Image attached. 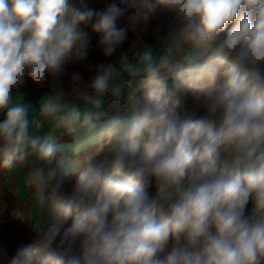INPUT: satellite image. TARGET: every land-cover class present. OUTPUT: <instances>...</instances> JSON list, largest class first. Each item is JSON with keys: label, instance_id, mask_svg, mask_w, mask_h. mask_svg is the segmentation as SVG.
Returning <instances> with one entry per match:
<instances>
[{"label": "clouds", "instance_id": "1", "mask_svg": "<svg viewBox=\"0 0 264 264\" xmlns=\"http://www.w3.org/2000/svg\"><path fill=\"white\" fill-rule=\"evenodd\" d=\"M17 163L48 214L0 264H264V0H0Z\"/></svg>", "mask_w": 264, "mask_h": 264}, {"label": "trees", "instance_id": "2", "mask_svg": "<svg viewBox=\"0 0 264 264\" xmlns=\"http://www.w3.org/2000/svg\"><path fill=\"white\" fill-rule=\"evenodd\" d=\"M90 6L97 9L103 8L111 0H87ZM95 43V38L93 39ZM103 57L96 51H91L89 55V60L91 61H100ZM88 61H82L77 63H69L67 68L69 71H82L85 74V78L90 75L86 65ZM38 89H33L31 86L28 88L29 91H34ZM92 153H95V149L91 150ZM87 155V154H85ZM10 169L4 168L0 165V243L6 245L9 249V254L13 252L16 246L22 242H31L36 233L33 228L29 227L21 218L11 216L9 214V207L13 199V195L9 188L6 185L5 177L6 173ZM75 177H69L70 182H74ZM154 194V189H150ZM250 207V206H249ZM48 214V208H41V217L46 218ZM3 264H6V259L3 261Z\"/></svg>", "mask_w": 264, "mask_h": 264}, {"label": "crops", "instance_id": "3", "mask_svg": "<svg viewBox=\"0 0 264 264\" xmlns=\"http://www.w3.org/2000/svg\"><path fill=\"white\" fill-rule=\"evenodd\" d=\"M45 91L46 89L29 91L27 99L31 101L33 105H38L39 99ZM47 130V127H45L42 132H46ZM61 143L65 145L69 144L70 137L63 136ZM57 159H60V157L58 156ZM28 170L27 167L17 163L15 167L11 168L6 173L5 182L13 195L9 207V214L21 218L29 227L33 228V225L41 217V208L36 204L34 200V190L29 187L26 180Z\"/></svg>", "mask_w": 264, "mask_h": 264}]
</instances>
